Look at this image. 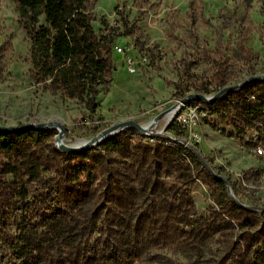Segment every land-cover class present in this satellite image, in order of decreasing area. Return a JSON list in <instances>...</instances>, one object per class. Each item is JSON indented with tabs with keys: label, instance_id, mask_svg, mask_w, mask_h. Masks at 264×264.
I'll return each mask as SVG.
<instances>
[{
	"label": "rangeland",
	"instance_id": "1",
	"mask_svg": "<svg viewBox=\"0 0 264 264\" xmlns=\"http://www.w3.org/2000/svg\"><path fill=\"white\" fill-rule=\"evenodd\" d=\"M85 7L95 34L112 39L111 82L98 91L94 115L81 103L51 96L33 81L29 33L15 1L0 0V127L57 123L63 129L61 143L74 147L120 123L146 127L164 113L148 127L147 138L138 137L133 128L120 132L132 144L156 143L154 134L196 146L212 171L224 177L228 196L243 207H253L261 218L259 224L241 230V219L220 215L213 200L217 193L203 184L205 175L191 162L193 182L188 189L196 216L210 217L219 232L195 255L197 242L184 238L173 245L161 244L154 260L139 264H264V137L255 141L253 131L237 136L235 127L243 125L233 112L215 114L205 106L209 102L197 99L206 89L213 93L202 96L211 97L250 77H264V0H88ZM115 46L134 48L148 63L129 74ZM174 108L177 113L167 121L165 113ZM188 108L197 115L195 123L178 125L176 118ZM56 140L57 134L53 145L58 148ZM115 160L120 172L126 168L122 163L129 164ZM8 163L20 168V177L4 174ZM21 165L22 159L0 157V206L5 207L0 264H19L6 237L16 243L42 230L23 210L20 197L26 195L29 201L35 192ZM56 255L48 248L42 262L48 264Z\"/></svg>",
	"mask_w": 264,
	"mask_h": 264
},
{
	"label": "trees",
	"instance_id": "2",
	"mask_svg": "<svg viewBox=\"0 0 264 264\" xmlns=\"http://www.w3.org/2000/svg\"><path fill=\"white\" fill-rule=\"evenodd\" d=\"M14 1L30 36L33 81L51 96L81 103L94 115L98 91L111 82L112 39L95 34L85 7L88 0ZM40 17L43 24L38 25ZM212 93L206 89L200 95ZM205 106L215 114L233 112L243 125L235 127L237 136L253 131L255 141H262L263 80L230 90ZM56 134L54 129L33 128L0 132V157L22 159L33 185L29 201L26 195L20 197L23 210L42 228L16 243L6 237L19 264H45L41 258L48 248L57 254L48 264H139L154 260L161 244L184 238L197 242L195 255L219 229L210 217L196 216L188 189L193 182L191 162L205 175L203 184L217 193L213 200L220 215L241 219V230L259 224L261 216L254 208L232 200L224 177L205 168L196 146L184 147L178 139L154 134L156 143L132 144L120 132L94 147L67 152L53 145ZM117 157L129 163H122L127 174L114 167ZM3 170L20 177V168L10 163ZM4 211L1 205L0 222Z\"/></svg>",
	"mask_w": 264,
	"mask_h": 264
},
{
	"label": "water",
	"instance_id": "3",
	"mask_svg": "<svg viewBox=\"0 0 264 264\" xmlns=\"http://www.w3.org/2000/svg\"><path fill=\"white\" fill-rule=\"evenodd\" d=\"M264 81V77H250L248 78L246 81H244L243 83L234 86V87H228L226 89H224L223 91H220L218 93H216L215 95L211 96V97H205L202 95H197V99H200L202 101H206V102H210L211 100L221 97V95H223L224 93L230 91V90H235L251 81ZM192 96H189L188 98H186L184 100V102H186L188 99H191ZM164 113H160L159 115H157L154 119H153V123H155L156 121L159 120V118L161 116H163ZM133 128L135 130H137L138 132L142 133L143 135H145L147 133L148 127H139L137 124H135L134 122H125V123H120L117 124L116 126H114L113 128H111L110 130L107 131H103L100 134H98L96 137H94L93 139L84 142L81 145H77L74 147H69L66 145H63L61 143V137L63 135V129L62 127L57 124V123H47V124H27L24 125L22 127H0V132H16V131H20L21 129H27V128H33V129H40V130H46V129H55L57 130V146L61 151H67V152H78V151H83L85 149L94 147L98 144H100L101 142H103L104 140L118 134L121 130H123L124 128ZM203 165L205 166L206 169H208L212 175L216 176L219 178L218 175H216L213 171H211V169L209 168V166L207 165L206 162H203ZM255 210V209H254Z\"/></svg>",
	"mask_w": 264,
	"mask_h": 264
},
{
	"label": "built area",
	"instance_id": "4",
	"mask_svg": "<svg viewBox=\"0 0 264 264\" xmlns=\"http://www.w3.org/2000/svg\"><path fill=\"white\" fill-rule=\"evenodd\" d=\"M114 51L122 57V63L129 74H134L139 66H145V64L148 63L145 54H138L132 47L127 50L120 46H115ZM196 117L197 115L194 109L188 108L185 113L179 115L176 120L178 122V125L190 126L195 123ZM189 145L190 143L188 142H185L183 144L184 147H187Z\"/></svg>",
	"mask_w": 264,
	"mask_h": 264
},
{
	"label": "bare ground",
	"instance_id": "5",
	"mask_svg": "<svg viewBox=\"0 0 264 264\" xmlns=\"http://www.w3.org/2000/svg\"><path fill=\"white\" fill-rule=\"evenodd\" d=\"M177 111H178V108H174V109H170V110H168V111L165 113V119H166L167 121L171 120V119L175 116V114L177 113ZM154 126H155V123H153L152 121L149 122V123L146 125V127H154ZM84 142H86V141H84ZM84 142H80V143H78L77 145H81V144H83ZM74 146H75V144H74Z\"/></svg>",
	"mask_w": 264,
	"mask_h": 264
}]
</instances>
